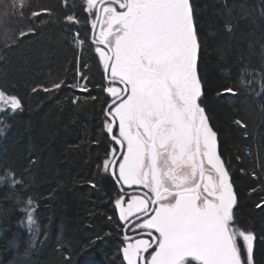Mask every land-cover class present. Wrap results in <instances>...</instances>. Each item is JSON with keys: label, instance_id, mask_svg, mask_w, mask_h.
<instances>
[{"label": "trees", "instance_id": "16d2710c", "mask_svg": "<svg viewBox=\"0 0 264 264\" xmlns=\"http://www.w3.org/2000/svg\"><path fill=\"white\" fill-rule=\"evenodd\" d=\"M191 2L202 101L235 187V223L255 233L253 261L264 264V0ZM83 6L28 0L23 19L0 22V89L22 101V110L0 113V177L23 182H0V264H124L117 189L102 166L110 152L104 72ZM229 87L235 94H220Z\"/></svg>", "mask_w": 264, "mask_h": 264}, {"label": "snow or ice", "instance_id": "6c2138e0", "mask_svg": "<svg viewBox=\"0 0 264 264\" xmlns=\"http://www.w3.org/2000/svg\"><path fill=\"white\" fill-rule=\"evenodd\" d=\"M84 3L94 17L89 21L91 39L109 83L105 91L112 98L104 128L119 146L110 150L102 166L121 186L114 202L119 219L143 214L136 227L147 230L149 237L128 242L131 237L125 235L122 259L126 264H254L256 236L234 222L236 193L219 154L217 132L202 106L200 43L191 0ZM27 5L28 0H0V22L10 15L23 19ZM40 15L30 13L33 19ZM65 19L81 23L72 15ZM34 31L22 30L19 37ZM62 83L43 91L59 89ZM71 87L88 90L85 84ZM223 93L235 94L231 87ZM18 110L21 99L0 89V113ZM14 176L9 172L0 182L11 179L13 186L22 185ZM124 185L147 191L125 206ZM25 204L22 210L31 228L34 202L29 197Z\"/></svg>", "mask_w": 264, "mask_h": 264}, {"label": "flooded vegetation", "instance_id": "af4514ba", "mask_svg": "<svg viewBox=\"0 0 264 264\" xmlns=\"http://www.w3.org/2000/svg\"><path fill=\"white\" fill-rule=\"evenodd\" d=\"M91 19L94 18V17H90ZM96 31L98 32L99 31V26L97 27ZM92 34H93V30H91V37H92ZM97 57H98V54H97ZM102 65V64H101ZM103 67V66H102ZM103 72H104V79H105V71L103 69ZM109 86V83L105 81V89ZM105 94H106V91H105ZM107 98H108V101H107V105H106V108H105V111L107 109V107L109 106V104L111 103V97L110 95H107ZM203 106V104H202ZM207 114V113H206ZM208 118H209V115L207 114ZM106 119V117H105ZM209 122L211 124V121H210V118H209ZM212 125V124H211ZM213 127V126H212ZM214 129V127H213ZM215 130V129H214ZM108 134V133H107ZM113 134H116V130L114 129V133ZM108 138H109V142H110V150L113 148V147H116V148H119L118 145H116L110 138L109 134H108ZM119 155V151L117 153ZM220 155H221V152H220ZM222 157V155H221ZM223 159V157H222ZM225 162V161H224ZM226 166V164H225ZM227 168V166H226ZM228 170V169H227ZM113 182L115 183L116 185V189H117V194H116V199L119 198V196L122 194L121 192V186L116 184L115 182V178L112 176L111 174V171H108ZM147 191L146 189L142 188L141 186H136V185H133L131 187L127 186V185H124L123 186V194H124V198H125V206L127 204L128 201H130L132 199L133 196H139V195H142L143 192ZM144 219V216L143 214L141 213H135L133 214L132 216H129L128 220L126 221H123L121 222L122 226H123V230L125 229L126 230V234L129 235L131 237V240H129L128 242H134L136 239H149V237L145 234L147 230L145 229H141V228H137L136 227V224L137 223H142ZM237 243L240 244L241 241L237 240ZM125 245V241L123 239V246L124 247ZM152 249L149 250V253H145V257L147 258L149 256V254L151 253Z\"/></svg>", "mask_w": 264, "mask_h": 264}, {"label": "bare ground", "instance_id": "6f19581e", "mask_svg": "<svg viewBox=\"0 0 264 264\" xmlns=\"http://www.w3.org/2000/svg\"><path fill=\"white\" fill-rule=\"evenodd\" d=\"M83 1V7H84V9H85V3H84V0H82ZM192 3V2H191ZM192 8H193V6H192ZM193 17H194V10H193ZM90 16H89V21H90ZM194 24H195V28H196V23H195V17H194ZM196 33H197V29H196ZM198 36V35H197ZM198 39H199V37H198ZM92 40V39H91ZM199 43H200V40H199ZM92 46H93V49H94V44H92ZM95 51V50H94ZM96 54V53H95ZM200 54H201V45H200V50H199V61H200ZM198 66H199V64H198ZM202 104H203V102H202ZM203 107L205 108V106H204V104H203ZM107 110V109H106ZM205 112L208 114V112H207V110H206V108H205ZM224 160V159H223ZM226 164V163H225ZM228 169V168H227ZM229 171V170H228ZM230 173V172H229ZM114 202H115V200H114ZM237 204V203H236ZM113 206H114V209H115V211H116V214H117V217H118V220H119V223H120V225L122 226V224H121V222H123V221H121L120 219H119V210L116 208V206H115V203H113ZM235 208H236V205L234 206V208H233V213L235 214ZM235 222V221H234ZM237 226H238V224L237 223H235ZM239 227V226H238ZM240 228V227H239ZM30 229V227L28 226V230ZM126 230L124 229L123 230V226H122V245H121V248H120V255H121V259H122V252H121V249L123 248L122 246H123V239H124V236L125 235H127L126 233ZM129 236V235H128ZM130 237V236H129ZM241 251H242V255H243V248L241 249ZM122 262L124 263V260L122 259ZM125 264V263H124Z\"/></svg>", "mask_w": 264, "mask_h": 264}, {"label": "water", "instance_id": "95a60500", "mask_svg": "<svg viewBox=\"0 0 264 264\" xmlns=\"http://www.w3.org/2000/svg\"><path fill=\"white\" fill-rule=\"evenodd\" d=\"M105 79H106V82H108V80H107V78H106V74H105ZM107 95H109L108 93H107ZM107 109H108V107H107ZM217 139H218V150H219V154H220V141H219V135L217 134ZM221 156V155H220ZM222 158V157H221ZM224 161V160H223ZM224 164H225V162H224ZM226 167V166H225ZM229 172V171H228ZM229 175H230V173H229ZM230 178H231V182H232V177H231V175H230ZM232 185H233V183H232ZM233 188H234V191H235V187H234V185H233ZM236 193V192H235ZM236 198H237V195H236ZM124 263L126 264V261H124Z\"/></svg>", "mask_w": 264, "mask_h": 264}]
</instances>
